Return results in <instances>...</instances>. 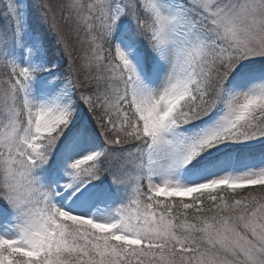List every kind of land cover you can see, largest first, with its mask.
Here are the masks:
<instances>
[{"label": "snow or ice", "instance_id": "6c2138e0", "mask_svg": "<svg viewBox=\"0 0 264 264\" xmlns=\"http://www.w3.org/2000/svg\"><path fill=\"white\" fill-rule=\"evenodd\" d=\"M0 264H264V0H0Z\"/></svg>", "mask_w": 264, "mask_h": 264}, {"label": "trees", "instance_id": "16d2710c", "mask_svg": "<svg viewBox=\"0 0 264 264\" xmlns=\"http://www.w3.org/2000/svg\"><path fill=\"white\" fill-rule=\"evenodd\" d=\"M174 199H177V198H174Z\"/></svg>", "mask_w": 264, "mask_h": 264}, {"label": "rangeland", "instance_id": "374dc122", "mask_svg": "<svg viewBox=\"0 0 264 264\" xmlns=\"http://www.w3.org/2000/svg\"><path fill=\"white\" fill-rule=\"evenodd\" d=\"M187 199V198H186Z\"/></svg>", "mask_w": 264, "mask_h": 264}]
</instances>
